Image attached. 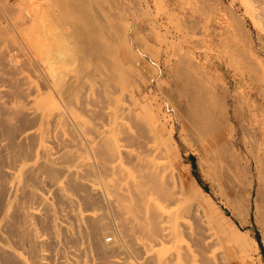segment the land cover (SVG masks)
I'll use <instances>...</instances> for the list:
<instances>
[{
    "label": "rangeland",
    "instance_id": "1",
    "mask_svg": "<svg viewBox=\"0 0 264 264\" xmlns=\"http://www.w3.org/2000/svg\"><path fill=\"white\" fill-rule=\"evenodd\" d=\"M256 235L264 0H0V264H264Z\"/></svg>",
    "mask_w": 264,
    "mask_h": 264
},
{
    "label": "trees",
    "instance_id": "2",
    "mask_svg": "<svg viewBox=\"0 0 264 264\" xmlns=\"http://www.w3.org/2000/svg\"><path fill=\"white\" fill-rule=\"evenodd\" d=\"M195 165L193 164V167H194ZM196 173V172H195ZM256 239H257V241H258V243H259V245H260V248H261V252L264 254V248H263V245H262V243H261V241H260V237H259V235H256Z\"/></svg>",
    "mask_w": 264,
    "mask_h": 264
},
{
    "label": "bare ground",
    "instance_id": "3",
    "mask_svg": "<svg viewBox=\"0 0 264 264\" xmlns=\"http://www.w3.org/2000/svg\"><path fill=\"white\" fill-rule=\"evenodd\" d=\"M115 264H122L120 261H116Z\"/></svg>",
    "mask_w": 264,
    "mask_h": 264
}]
</instances>
